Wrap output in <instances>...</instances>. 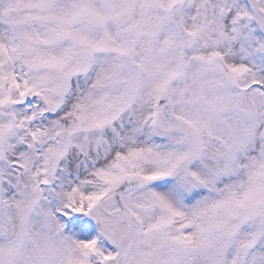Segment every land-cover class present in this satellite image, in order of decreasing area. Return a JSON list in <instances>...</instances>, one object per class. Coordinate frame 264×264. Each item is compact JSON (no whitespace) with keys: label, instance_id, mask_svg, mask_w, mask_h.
Here are the masks:
<instances>
[{"label":"snow or ice","instance_id":"obj_1","mask_svg":"<svg viewBox=\"0 0 264 264\" xmlns=\"http://www.w3.org/2000/svg\"><path fill=\"white\" fill-rule=\"evenodd\" d=\"M0 264H264V0H0Z\"/></svg>","mask_w":264,"mask_h":264}]
</instances>
